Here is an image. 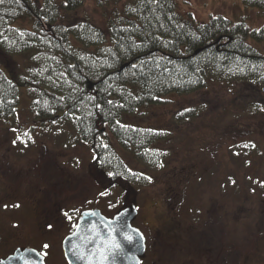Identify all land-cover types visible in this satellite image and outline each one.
Wrapping results in <instances>:
<instances>
[{
	"label": "rangeland",
	"instance_id": "1",
	"mask_svg": "<svg viewBox=\"0 0 264 264\" xmlns=\"http://www.w3.org/2000/svg\"><path fill=\"white\" fill-rule=\"evenodd\" d=\"M174 1L200 22L223 15L255 28L264 23V11L242 0ZM92 8L85 0L78 14ZM15 25L31 28L29 20ZM161 98L124 122L163 131L152 145L163 166H146L117 147L129 168L151 178L131 202V224L145 243L140 264H264V92L252 83L210 81ZM29 101L22 92L15 118L0 119V258L30 246L46 264H68L62 241L80 213L98 208L111 217L126 205L124 195L104 193L88 168L89 146L72 144L67 126L34 120Z\"/></svg>",
	"mask_w": 264,
	"mask_h": 264
},
{
	"label": "trees",
	"instance_id": "2",
	"mask_svg": "<svg viewBox=\"0 0 264 264\" xmlns=\"http://www.w3.org/2000/svg\"><path fill=\"white\" fill-rule=\"evenodd\" d=\"M84 3L0 4V119L15 118L26 92L31 117L44 126H67L72 144H87L93 180L104 193L124 195L127 205L148 179L126 165L117 147L157 167L162 156L152 145L163 131L124 117L210 81L252 83L264 92V23L255 28L223 15L200 22L180 14L174 0H93L83 16ZM242 3L264 11V0ZM18 19L31 28L15 25ZM21 56L24 64L15 60Z\"/></svg>",
	"mask_w": 264,
	"mask_h": 264
},
{
	"label": "water",
	"instance_id": "3",
	"mask_svg": "<svg viewBox=\"0 0 264 264\" xmlns=\"http://www.w3.org/2000/svg\"><path fill=\"white\" fill-rule=\"evenodd\" d=\"M124 63L121 67H124ZM90 83L88 87L90 88ZM137 209L134 204L125 205L112 217L105 216L98 208L86 209L80 213L72 232L62 241V250L68 264H140L145 243L138 228L132 226ZM131 236L129 240L126 237ZM114 238L120 245L116 252L108 251L106 241ZM105 250L108 256L102 260L97 248ZM0 264H46L43 255L36 249L17 247Z\"/></svg>",
	"mask_w": 264,
	"mask_h": 264
},
{
	"label": "snow or ice",
	"instance_id": "4",
	"mask_svg": "<svg viewBox=\"0 0 264 264\" xmlns=\"http://www.w3.org/2000/svg\"><path fill=\"white\" fill-rule=\"evenodd\" d=\"M5 2V0H0V4H3ZM151 2H156V0H151ZM257 31H259V29H257ZM5 39H7L5 37ZM231 71V69H230ZM239 71H243V69H239ZM109 103H111V101H109ZM262 111H264V109H261ZM119 123V122H117ZM25 136H27L28 134L27 133H24ZM19 139V138H18ZM29 139H31V137L29 136ZM249 145H244V147H248ZM252 147H255V145H252ZM161 167L163 166L162 164L160 165ZM113 173H109V175H112ZM149 180H151V178L149 177L148 178ZM262 186H264V182H261ZM15 207H19V205H14ZM7 207V206H5ZM65 216L68 217L69 219H71V217L68 215V213H65ZM49 227L51 228L52 225H49ZM127 239L131 240L132 237L131 236H127L126 237ZM106 245H108V251L110 252H116L120 249V245L118 243L115 242L114 238L110 241H106L105 242ZM43 249L47 250L48 248H50V245L49 244H44L43 246ZM97 251L99 252L100 254V257L102 260L106 261L108 259V256L105 254V250L104 249H101V248H97ZM44 255L46 256L47 255V252L44 253Z\"/></svg>",
	"mask_w": 264,
	"mask_h": 264
}]
</instances>
